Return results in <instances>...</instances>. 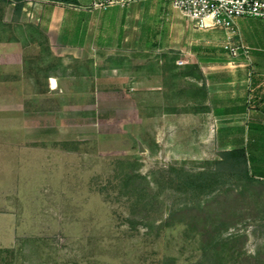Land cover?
Returning a JSON list of instances; mask_svg holds the SVG:
<instances>
[{"label":"rangeland","instance_id":"obj_1","mask_svg":"<svg viewBox=\"0 0 264 264\" xmlns=\"http://www.w3.org/2000/svg\"><path fill=\"white\" fill-rule=\"evenodd\" d=\"M23 12L16 21L13 5L0 3V44H11L23 60L42 57L44 70L61 73L62 92L24 95L29 81L0 79V264H196L201 229L212 225L225 251L264 257V180L229 181L195 196L167 187L157 173L169 167L197 173L222 153L211 137L214 126L208 141L199 126L162 127L164 115L196 114L186 106L190 89L164 81L156 97L117 82L112 94L73 96L71 64L63 69L46 51V39ZM89 85L80 81L86 92ZM251 169L264 170V160ZM127 171L150 182L155 202L148 216L121 193L117 178ZM197 204L204 216H178L160 227L171 210Z\"/></svg>","mask_w":264,"mask_h":264},{"label":"crops","instance_id":"obj_2","mask_svg":"<svg viewBox=\"0 0 264 264\" xmlns=\"http://www.w3.org/2000/svg\"><path fill=\"white\" fill-rule=\"evenodd\" d=\"M91 3L78 0L77 6H65L25 0L23 9L26 21L46 39V51L63 69L71 64L66 72L74 80L73 96L112 94L119 82L139 95L152 92L159 97L167 87L164 81L170 86L179 81L190 91L202 89L186 101L188 111L199 112L164 115L162 127L192 130L199 126L202 140L208 141L214 126L211 137L221 152L244 148L251 158L264 159V21L235 20L238 34L231 44L239 50L234 56L225 49L228 40L223 29L212 27L210 20L206 21L210 26L198 27L169 0H143L127 8L100 10L91 8ZM6 47L10 50L2 49ZM10 47L0 44V79L23 77L30 82L24 86L29 90L24 95L62 92L61 73L44 70L42 57L23 60L22 53ZM12 61L14 68L7 66ZM193 66L198 67L197 75L191 73ZM183 71L187 74L179 75ZM82 80L90 82L87 92L80 86Z\"/></svg>","mask_w":264,"mask_h":264},{"label":"trees","instance_id":"obj_3","mask_svg":"<svg viewBox=\"0 0 264 264\" xmlns=\"http://www.w3.org/2000/svg\"><path fill=\"white\" fill-rule=\"evenodd\" d=\"M46 1L56 4H62L65 6H77L78 0H37ZM3 5H13V18L17 21L22 15L25 0H0ZM38 32V29L35 27ZM191 73L197 75L198 67L193 66ZM186 72H181L179 75L183 76ZM202 89L198 91H190L194 95L200 94ZM206 108L203 107V110ZM197 113L199 111H192ZM251 158L246 149L235 148L230 151H224L220 154V158L212 164L211 167L203 169L197 173H191L184 170V168L175 169L169 167L168 169H161L157 173L160 174L161 180L164 182L167 179V187H173L178 191L185 192L186 194H193L195 196H207L211 195L222 184H226L229 181L242 182L245 185H254L261 180H264V170L251 169V166L257 161ZM117 178V177H116ZM117 180L121 183V193L129 200H136L141 203L145 213L148 216V207L152 202H155L153 198H148L149 193L153 192L150 182L146 177L140 176L133 171H127L123 175L119 176ZM155 186L158 187V180L153 179ZM164 184V183H163ZM161 188V187H160ZM120 194V193H119ZM156 197V196H155ZM134 201V202H136ZM203 209L200 204L195 207H184L182 209L171 210L165 223H161L160 227H164L165 224H170L176 217L187 218L192 214H201ZM195 214V215H196ZM192 224L199 225L196 220L191 219ZM188 224V223H187ZM211 229L202 228V234L200 235L202 249L201 255L196 264H234V263H256L264 264V257L261 253L257 256H244L241 257V253L237 251H225L220 240L216 237L218 234L219 226L212 225ZM263 258V259H262Z\"/></svg>","mask_w":264,"mask_h":264},{"label":"built area","instance_id":"obj_4","mask_svg":"<svg viewBox=\"0 0 264 264\" xmlns=\"http://www.w3.org/2000/svg\"><path fill=\"white\" fill-rule=\"evenodd\" d=\"M143 0H92L91 8L100 10L109 7L127 8ZM174 9L195 23L205 28L207 20L212 27H219L226 32L228 43L225 49L232 55L238 54V47L231 44V40L238 32L235 20L240 17H251L264 21V0H169ZM179 65L183 62L179 61Z\"/></svg>","mask_w":264,"mask_h":264},{"label":"bare ground","instance_id":"obj_5","mask_svg":"<svg viewBox=\"0 0 264 264\" xmlns=\"http://www.w3.org/2000/svg\"><path fill=\"white\" fill-rule=\"evenodd\" d=\"M52 83H54V81Z\"/></svg>","mask_w":264,"mask_h":264}]
</instances>
